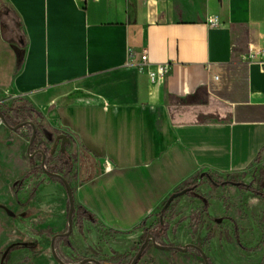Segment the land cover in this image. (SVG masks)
Instances as JSON below:
<instances>
[{
	"label": "crops",
	"instance_id": "obj_1",
	"mask_svg": "<svg viewBox=\"0 0 264 264\" xmlns=\"http://www.w3.org/2000/svg\"><path fill=\"white\" fill-rule=\"evenodd\" d=\"M3 1L23 36L5 37L0 6V102L87 156L66 175L75 220L128 232L203 173L250 180L264 156V0ZM27 131L0 125V196L22 180L27 219L63 228L66 189L23 155Z\"/></svg>",
	"mask_w": 264,
	"mask_h": 264
},
{
	"label": "rangeland",
	"instance_id": "obj_2",
	"mask_svg": "<svg viewBox=\"0 0 264 264\" xmlns=\"http://www.w3.org/2000/svg\"><path fill=\"white\" fill-rule=\"evenodd\" d=\"M0 6L2 14L11 10L3 0H0ZM15 23L22 35L19 22ZM0 109L8 115L13 126L32 116L20 101L10 105L0 102ZM0 125L4 126L1 120ZM30 131L25 132L28 134L27 144L31 138ZM23 155H27V147ZM38 168L44 173L41 167ZM249 174L250 180L243 175L206 180L197 192L208 199V205L193 193L176 199L166 214L168 231L161 245L201 246L213 264H264V156ZM16 186L17 189L6 191V196H0V203H5L16 214L13 217L0 210V264H60L52 255L51 242L55 235L68 232V219L63 228H46L40 221L27 219L25 213L29 200L19 196L25 189L23 181L18 180ZM261 202L262 208L257 209L255 206ZM158 217L159 213L128 232L104 229L95 225L91 217L84 220L74 218L71 235L60 237L55 242L57 254L69 264H79L85 258H95L108 264H130L145 241L148 227L159 223ZM138 264L205 262L200 252L193 248L164 251L150 244Z\"/></svg>",
	"mask_w": 264,
	"mask_h": 264
},
{
	"label": "water",
	"instance_id": "obj_3",
	"mask_svg": "<svg viewBox=\"0 0 264 264\" xmlns=\"http://www.w3.org/2000/svg\"><path fill=\"white\" fill-rule=\"evenodd\" d=\"M8 115L0 109V120L2 123L11 131L20 134L23 129H30L31 131V138L28 144L27 148V154L31 158V163L33 162V159L37 156H41L39 167L42 168L45 174H47L49 177H53L61 181L66 189L68 199H69V216H68V225L69 230L67 233H60L55 235L52 238L51 242V252L53 257L56 259V261L60 264H69L64 262L57 254L55 242L58 238H66L71 235L73 229H74V218L76 214V204H75V197H74V191L72 186L70 185L67 177L66 172L64 171H55L61 169L62 165L67 164L70 167L71 172L77 164L80 167H83V165L88 162L87 156L82 153L78 152L76 155H73L70 148L72 146L73 140L72 138L65 133H56L55 131L49 130L47 126H45V119L42 115H39V121H23L15 126H13L9 120ZM204 177H207L211 181H213V178L208 173H203L198 181L197 184L186 187L185 189L181 191H176L170 195V197L166 200L163 208L160 212L159 217V223L156 228H152L149 231H147V235L145 238V241L143 242L141 248L139 249V252L136 254L134 259L130 264H138L140 260L143 258L146 249L149 247L150 244H152L155 248L159 250L164 251H173V250H181V251H187L190 248L196 249L200 252V254L203 257V260L205 264H213L211 260L206 255L203 247L195 245V244H188L185 248L178 247V246H167V245H161L162 238L166 235L168 231V225L166 223L165 219V213L168 212L170 206L172 203L178 199L179 197H182L184 195H187L188 193L194 194L197 199H200L204 202L205 205H208V199L205 198L203 195L197 192L199 189ZM236 185H240L239 183H233ZM0 208L4 209L9 215L15 216L16 214L12 212L6 205L0 203ZM149 228V227H148ZM148 230V229H147ZM88 263H94V264H108L103 263L95 258H85L83 259L79 264H88Z\"/></svg>",
	"mask_w": 264,
	"mask_h": 264
},
{
	"label": "trees",
	"instance_id": "obj_4",
	"mask_svg": "<svg viewBox=\"0 0 264 264\" xmlns=\"http://www.w3.org/2000/svg\"><path fill=\"white\" fill-rule=\"evenodd\" d=\"M20 18L17 15V13L14 10H10L8 13H3L2 14V22H3V32L5 37H11L13 36L16 39L21 38L23 35L20 34V31L18 29V26H16L15 21H17V23L19 22L20 25ZM70 167L67 164L62 165L61 169L56 170L57 172L59 171H64L66 172V174L70 171ZM86 217H89L88 215H86ZM88 219V218H87ZM145 224L142 223V225Z\"/></svg>",
	"mask_w": 264,
	"mask_h": 264
},
{
	"label": "built area",
	"instance_id": "obj_5",
	"mask_svg": "<svg viewBox=\"0 0 264 264\" xmlns=\"http://www.w3.org/2000/svg\"><path fill=\"white\" fill-rule=\"evenodd\" d=\"M86 1V0H83ZM141 65H150L147 53L141 55ZM170 70V63L158 64L155 69H148V75L152 81H158L163 79Z\"/></svg>",
	"mask_w": 264,
	"mask_h": 264
},
{
	"label": "flooded vegetation",
	"instance_id": "obj_6",
	"mask_svg": "<svg viewBox=\"0 0 264 264\" xmlns=\"http://www.w3.org/2000/svg\"><path fill=\"white\" fill-rule=\"evenodd\" d=\"M195 184H197V182H195V183H193V184H191V185H189V186H192V185H195ZM157 225H158V224H157ZM157 225H151V226H149V228H148L147 231H149V230L152 229V228H156Z\"/></svg>",
	"mask_w": 264,
	"mask_h": 264
}]
</instances>
